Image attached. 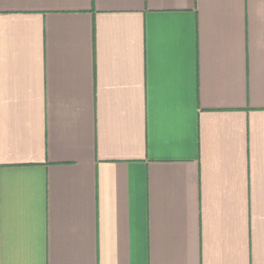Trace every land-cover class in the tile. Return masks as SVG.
Listing matches in <instances>:
<instances>
[{"label":"crops","instance_id":"crops-1","mask_svg":"<svg viewBox=\"0 0 264 264\" xmlns=\"http://www.w3.org/2000/svg\"><path fill=\"white\" fill-rule=\"evenodd\" d=\"M0 264H264V0H0Z\"/></svg>","mask_w":264,"mask_h":264}]
</instances>
